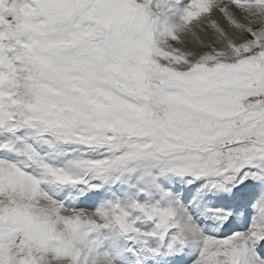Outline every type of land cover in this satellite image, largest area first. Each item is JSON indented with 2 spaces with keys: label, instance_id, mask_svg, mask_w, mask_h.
<instances>
[{
  "label": "snow or ice",
  "instance_id": "1",
  "mask_svg": "<svg viewBox=\"0 0 264 264\" xmlns=\"http://www.w3.org/2000/svg\"><path fill=\"white\" fill-rule=\"evenodd\" d=\"M0 264H264V0H0Z\"/></svg>",
  "mask_w": 264,
  "mask_h": 264
}]
</instances>
